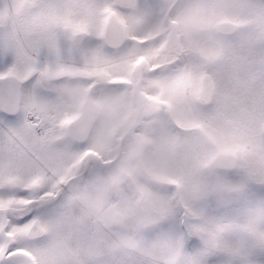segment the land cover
Returning a JSON list of instances; mask_svg holds the SVG:
<instances>
[{"label": "snow or ice", "instance_id": "6c2138e0", "mask_svg": "<svg viewBox=\"0 0 264 264\" xmlns=\"http://www.w3.org/2000/svg\"><path fill=\"white\" fill-rule=\"evenodd\" d=\"M167 8L0 0V264H264V0Z\"/></svg>", "mask_w": 264, "mask_h": 264}, {"label": "rangeland", "instance_id": "374dc122", "mask_svg": "<svg viewBox=\"0 0 264 264\" xmlns=\"http://www.w3.org/2000/svg\"><path fill=\"white\" fill-rule=\"evenodd\" d=\"M149 1L151 3V6H152L153 10L155 11V17L152 14L153 17L150 18V21H152V22H155V21H157L159 19L160 13L162 11H164V5L165 4H167L168 7L170 6V9H171L170 11H172L175 6L185 3V0H149ZM196 2L198 4H201L202 5V4L205 3V0H196ZM226 2L229 3V4H239V3L242 2V0H226ZM127 15H129L132 18H135V15H130V14H127ZM71 76L83 80V78L80 77V76H73V75H71ZM82 86L83 85L81 84L80 87H82ZM55 88L56 89H59V90H61L63 92L66 91V93L69 94V95H73L77 91H79V88L77 87V85L76 86H72V87H67L66 85L61 84L59 86H56ZM64 89H65V91H64ZM102 89H103V87L101 85L100 87H98L96 89V91H102ZM105 117H106V113H102L101 112V118L100 119L103 120V119H105ZM2 206H3V204H0V207H2ZM113 207H115V205H113ZM140 209H141V211L143 213H147L148 212V206H147V204L142 202L141 203V206H140ZM117 240L118 239H114L111 243L112 244H116ZM125 240L126 241H124V242H126L128 244V247H125L123 245L121 247L124 248L127 251H130L135 246L134 245V242H132V241L126 239V238H125ZM121 242L122 241H119L118 243H121Z\"/></svg>", "mask_w": 264, "mask_h": 264}, {"label": "water", "instance_id": "95a60500", "mask_svg": "<svg viewBox=\"0 0 264 264\" xmlns=\"http://www.w3.org/2000/svg\"><path fill=\"white\" fill-rule=\"evenodd\" d=\"M140 4H141V7H148V8H150V7H149V2H148V0H140ZM129 11H131V12H135V13H138V10H137L136 7H131V8H129ZM83 111H84L85 113H87V112L89 111L88 107L85 106L84 109H83ZM100 115H101V113H97L95 116H93V117H91V118H92L93 120H99Z\"/></svg>", "mask_w": 264, "mask_h": 264}, {"label": "trees", "instance_id": "16d2710c", "mask_svg": "<svg viewBox=\"0 0 264 264\" xmlns=\"http://www.w3.org/2000/svg\"><path fill=\"white\" fill-rule=\"evenodd\" d=\"M96 199L101 200V201L106 200L107 199V195H106V193L104 191H101L100 193H98ZM123 241H126L125 238H123ZM108 248H109L110 251H117L118 252L120 247L119 246L118 247H116V246L115 247H111V246L108 245Z\"/></svg>", "mask_w": 264, "mask_h": 264}, {"label": "flooded vegetation", "instance_id": "af4514ba", "mask_svg": "<svg viewBox=\"0 0 264 264\" xmlns=\"http://www.w3.org/2000/svg\"><path fill=\"white\" fill-rule=\"evenodd\" d=\"M130 15H137V14H132V13H129ZM150 20V19H149ZM66 78V77H65ZM64 85V84H63ZM57 86H59V85H57ZM56 85H55V83L54 82H52V85H50V91H54V90H56ZM64 91H65V89H64ZM64 93H66V91L64 92ZM242 239V238H241Z\"/></svg>", "mask_w": 264, "mask_h": 264}]
</instances>
